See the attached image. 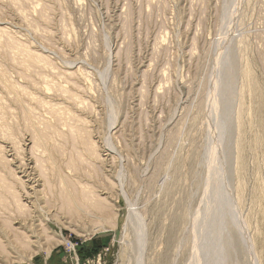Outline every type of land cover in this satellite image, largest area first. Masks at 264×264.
Masks as SVG:
<instances>
[{
    "label": "rangeland",
    "instance_id": "1",
    "mask_svg": "<svg viewBox=\"0 0 264 264\" xmlns=\"http://www.w3.org/2000/svg\"><path fill=\"white\" fill-rule=\"evenodd\" d=\"M0 231V264H264V0H0Z\"/></svg>",
    "mask_w": 264,
    "mask_h": 264
},
{
    "label": "bare ground",
    "instance_id": "2",
    "mask_svg": "<svg viewBox=\"0 0 264 264\" xmlns=\"http://www.w3.org/2000/svg\"><path fill=\"white\" fill-rule=\"evenodd\" d=\"M22 163V162H21ZM26 165V164H25ZM21 167V166H20ZM25 167V166H24ZM18 168V167H17ZM28 168V167H27ZM22 171H25V170H23V169H21ZM87 193H88V190L86 191ZM85 192V193H86ZM86 193V194H87ZM81 196V195H80ZM86 196V199L87 200H84V199H82L81 197H79L80 199H82V202L84 201V203H82L81 202V204H87V203H85V201H88V200H90L91 202L92 201H95L94 203L95 204H92V205H89V204H87V206L89 205V209H91V208H95V212H99L100 213V215H106V216H110L111 214H113V213H111V211H110V209H111V207H110V209H109V206H108V204L106 203V202H104V201H106V198H99L100 196H99V194H97L94 190H90L89 189V194H87V195H84V197ZM27 198V197H26ZM65 199H66V197H65ZM64 201H66V200H64ZM89 202V201H88ZM91 202H89L90 204H91ZM62 203H63V201H62ZM66 206H67V204L66 203H64ZM93 205H94V207H93ZM25 206V204H20V208L21 207H24ZM92 206V207H91ZM82 207V206H81ZM84 208L86 207V206H83ZM19 208V209H20ZM87 208V207H86ZM66 209H67V207H66ZM22 210H24L23 208H22ZM68 210V209H67ZM66 210V211H67ZM75 210H77V209H75ZM86 210V209H85ZM92 210V209H91ZM114 210V209H113ZM87 211V210H86ZM94 211V210H93ZM71 214H72V212L73 211H69ZM76 213L75 214H77V211H75ZM92 212V211H91ZM66 213H68V212H66ZM93 213V212H92ZM88 214V215H91V216H94L93 214ZM96 213V214H97ZM133 213V212H132ZM87 215V216H88ZM115 215V213L113 214V216H112V218L113 217H115L114 216ZM111 217V216H110ZM132 217V216H131ZM92 218V217H91ZM104 218V217H103ZM128 218V217H127ZM110 219V218H109ZM130 219V218H129ZM133 219V218H132ZM135 219V218H134ZM130 221V220H129ZM128 221V219H127V222H129ZM133 221V220H132ZM100 222V221H99ZM135 222V221H134ZM134 222H132V223H134ZM32 223V222H31ZM137 223V222H136ZM113 224V223H112ZM130 224H131V221H130ZM114 225H115V223H114ZM127 225V224H126ZM134 225V224H133ZM112 226V225H111ZM125 226V225H124ZM17 227V226H16ZM127 227V226H126ZM132 227V226H131ZM12 228L14 229V227L12 226ZM134 228V227H133ZM128 231V230H127ZM16 232V231H15ZM14 232V233H15ZM9 234V233H8ZM15 234H17V233H15ZM15 234H13V235H15ZM38 234V233H37ZM15 236H17V235H15ZM19 236V235H18ZM9 238V236L6 234V233H4V232H1L0 231V256L3 254L4 255V253L6 254V251L8 252V249H9V251H11L12 249H10V247H12V246H14L12 243V241H10V239H8ZM25 240V239H24ZM30 241V240H29ZM12 242V243H11ZM27 242V240H25V243ZM32 242V241H31ZM15 248V247H14ZM17 249V248H16ZM25 250H26V248H25ZM24 251V250H23ZM13 253V252H12ZM16 253V252H15ZM10 256V255H9ZM8 256V257H9ZM3 257H6V256H3ZM2 259V257L0 258V260ZM3 261H4V258H3ZM2 261V262H3ZM255 261V260H254Z\"/></svg>",
    "mask_w": 264,
    "mask_h": 264
}]
</instances>
